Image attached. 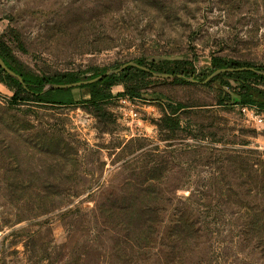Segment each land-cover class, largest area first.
<instances>
[{
	"label": "rangeland",
	"instance_id": "rangeland-1",
	"mask_svg": "<svg viewBox=\"0 0 264 264\" xmlns=\"http://www.w3.org/2000/svg\"><path fill=\"white\" fill-rule=\"evenodd\" d=\"M0 41L40 78L159 68L102 112L85 89L51 107L12 103L0 82V264H133L92 213L136 184L161 208L150 264H264L244 234L247 212L264 226V121L235 96L220 105L219 83L167 74L211 82L213 57L264 69V0H0Z\"/></svg>",
	"mask_w": 264,
	"mask_h": 264
},
{
	"label": "trees",
	"instance_id": "trees-1",
	"mask_svg": "<svg viewBox=\"0 0 264 264\" xmlns=\"http://www.w3.org/2000/svg\"><path fill=\"white\" fill-rule=\"evenodd\" d=\"M0 58L11 71L22 78L23 84H21L17 78L9 76L0 68V82L15 91L12 103H16L20 100L23 102L33 101L51 107L75 106L76 101L72 92L77 89H85L89 91V99L83 100V105L89 106L97 112H102L103 106L112 100L113 96L111 90L118 85H123L125 87L126 96L124 97L131 99L140 98L143 89L133 86V80L140 77H151L153 73L159 70L158 65L155 63L147 66L143 60H137L134 61V63L139 67L146 68L148 71L128 66L123 73L117 76L100 79L91 85L74 89L50 90L45 92V88L49 85L60 86L76 84L83 81H92L103 76L105 71L94 74L87 79H80L72 73L59 74L45 78L26 74L13 65V57L11 56L10 50L1 41ZM211 66L212 73L231 69L236 71L234 73H222L211 82L204 84L205 87L211 88L215 83H219L220 95L224 96V98L220 100V105L231 102L232 97L235 96L241 108H256L260 114L264 115V91L254 84V82L264 83V75L257 74L264 73L263 68L253 67L240 62H229L216 57L211 59ZM179 68L180 67H178V69ZM244 68L246 70H243ZM249 69H254V71H250ZM167 74H171L172 79L179 83H186V80L189 78L199 84H203L206 81V78H204L201 82H197L193 76H188V74L181 69L178 71L171 70ZM224 89H228V92L224 93ZM182 109L183 107L181 105L177 108V110ZM171 117L172 116H165L164 121H171ZM177 127H179V124ZM245 165L248 166L246 162ZM133 188L138 191L136 195L107 199L92 214L96 221L100 222L99 229L103 233H106L108 236L111 235L113 238L116 237V239L114 238L116 241L115 246L120 248L124 245L125 248L129 250L130 256L132 257L131 262L133 264H150L148 258L151 257L152 260H155L161 256L158 251V245L155 242V239L159 236L160 226L158 224V219H160L161 208L157 199H147V197L143 195L145 188H143L141 184H136ZM252 192L253 191L250 190L249 194ZM246 210H249V208H246ZM246 218L248 219V223L244 230V234L247 239L249 238L251 243L255 242L253 245L249 244L248 250L257 253L260 260L264 262V244L256 241L260 236H264V226H258L256 222H254L255 218H252V212H247ZM189 229L188 227L185 228L183 230L184 234H187ZM194 231L198 232L199 230L195 229L193 232ZM160 261L159 264H162V260Z\"/></svg>",
	"mask_w": 264,
	"mask_h": 264
},
{
	"label": "water",
	"instance_id": "water-1",
	"mask_svg": "<svg viewBox=\"0 0 264 264\" xmlns=\"http://www.w3.org/2000/svg\"><path fill=\"white\" fill-rule=\"evenodd\" d=\"M128 66L130 67H134V68H138L140 70H143V71H148L146 68H142V67H139L137 64H135L134 62L133 63H129V64H126L124 66H122L117 72H122L124 71ZM0 68L6 73L8 74L9 76L13 77V78H17L19 80V82L21 84H23L22 82V78L20 76H18L15 72L11 71L5 64V62L0 58ZM243 70H246L245 68ZM250 71H254V69H249ZM236 72L235 70H221V71H217L216 73H214V77H217L218 75L222 74V73H234ZM154 74V73H153ZM259 75H264V73H257ZM111 74L110 73H105L103 76L95 79V80H92V81H88V82H79V83H76V84H70V85H60V86H56V85H49L44 91L47 92V91H50V90H67V89H74V88H79V87H82V86H87V85H91V84H94L96 83L97 81H99L100 79H103V78H107V77H110ZM170 79H172L171 76H169ZM208 81H210V79L206 80L203 84H206ZM194 82V81H193ZM196 83V82H194Z\"/></svg>",
	"mask_w": 264,
	"mask_h": 264
},
{
	"label": "built area",
	"instance_id": "built-area-1",
	"mask_svg": "<svg viewBox=\"0 0 264 264\" xmlns=\"http://www.w3.org/2000/svg\"><path fill=\"white\" fill-rule=\"evenodd\" d=\"M128 99V98H127ZM244 112H248V114H251V116L255 117V120L258 123H262L264 121V115L259 114L256 108H245L242 107ZM136 116V115H134Z\"/></svg>",
	"mask_w": 264,
	"mask_h": 264
}]
</instances>
